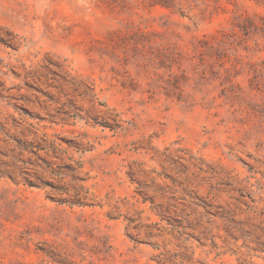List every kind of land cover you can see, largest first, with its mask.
Returning a JSON list of instances; mask_svg holds the SVG:
<instances>
[{"label": "rangeland", "instance_id": "obj_1", "mask_svg": "<svg viewBox=\"0 0 264 264\" xmlns=\"http://www.w3.org/2000/svg\"><path fill=\"white\" fill-rule=\"evenodd\" d=\"M0 264H264V0H0Z\"/></svg>", "mask_w": 264, "mask_h": 264}]
</instances>
